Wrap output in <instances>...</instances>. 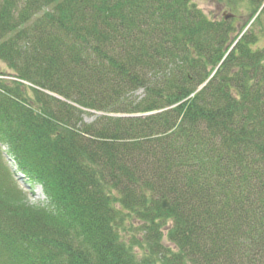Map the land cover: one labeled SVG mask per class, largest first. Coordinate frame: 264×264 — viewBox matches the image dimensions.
<instances>
[{"label":"trees","instance_id":"16d2710c","mask_svg":"<svg viewBox=\"0 0 264 264\" xmlns=\"http://www.w3.org/2000/svg\"><path fill=\"white\" fill-rule=\"evenodd\" d=\"M227 5L0 0V264H264V0Z\"/></svg>","mask_w":264,"mask_h":264},{"label":"rangeland","instance_id":"374dc122","mask_svg":"<svg viewBox=\"0 0 264 264\" xmlns=\"http://www.w3.org/2000/svg\"><path fill=\"white\" fill-rule=\"evenodd\" d=\"M197 6L209 17L212 19H221L223 18L225 15H228L232 12H239L240 13V9L238 8L237 10H232L228 5L227 2L228 0H193ZM242 11V15L238 14V20L240 21V25L250 17V15L252 14V11L250 10V7L248 6L247 3H244L242 5L241 8ZM235 14V18H236ZM263 23H264V15H263ZM246 30V29H245ZM243 30V32L245 31ZM0 70H7V65L0 60ZM142 90H139L136 93L137 97H140L142 95ZM101 113L94 111V110H89L86 114H85V118L88 121H91L93 119H95L97 116H99ZM3 151H5V158L6 161L8 163V165L11 167V169L13 170V172H15L16 178L19 181V184L21 185V187L28 192V200L32 205H40L42 203H44L46 201V196L43 192V189L40 185H32L28 182H26L25 180H22L21 177V173L20 172H16V165L13 161V158L9 155H7L6 153V146H2ZM127 225V229L128 232H130L129 229L134 228V227H138L140 224L138 222H136V220H128V222L126 223ZM125 228V227H124ZM126 229V228H125ZM132 232H134V234H138V231L132 229ZM125 234V233H124ZM164 244L166 245H170V242L166 239H164ZM134 250L139 253V255L142 253L139 245H135L134 246Z\"/></svg>","mask_w":264,"mask_h":264},{"label":"water","instance_id":"95a60500","mask_svg":"<svg viewBox=\"0 0 264 264\" xmlns=\"http://www.w3.org/2000/svg\"><path fill=\"white\" fill-rule=\"evenodd\" d=\"M230 16H231L230 14L225 15V18H229ZM163 206L164 207H170V203H169L168 199L163 200Z\"/></svg>","mask_w":264,"mask_h":264}]
</instances>
